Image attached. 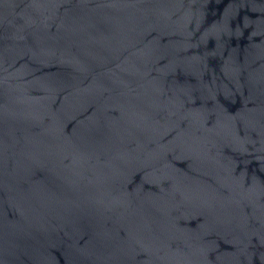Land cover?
Returning <instances> with one entry per match:
<instances>
[{
	"label": "water",
	"instance_id": "water-1",
	"mask_svg": "<svg viewBox=\"0 0 264 264\" xmlns=\"http://www.w3.org/2000/svg\"><path fill=\"white\" fill-rule=\"evenodd\" d=\"M0 264H264V0H0Z\"/></svg>",
	"mask_w": 264,
	"mask_h": 264
}]
</instances>
